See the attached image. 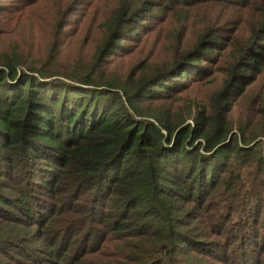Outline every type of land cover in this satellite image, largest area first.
Instances as JSON below:
<instances>
[{
  "label": "trees",
  "instance_id": "trees-1",
  "mask_svg": "<svg viewBox=\"0 0 264 264\" xmlns=\"http://www.w3.org/2000/svg\"><path fill=\"white\" fill-rule=\"evenodd\" d=\"M8 1L0 264H264V0Z\"/></svg>",
  "mask_w": 264,
  "mask_h": 264
},
{
  "label": "rangeland",
  "instance_id": "rangeland-1",
  "mask_svg": "<svg viewBox=\"0 0 264 264\" xmlns=\"http://www.w3.org/2000/svg\"><path fill=\"white\" fill-rule=\"evenodd\" d=\"M9 1L8 0H1L0 1V5L2 6H6L7 3ZM30 14H27L28 16H26L21 24V27L23 29V36L25 38V42L26 45L24 46V48L26 50H32L34 51H40V52H45V44L44 41L47 38V34L43 31H38L36 29H34V24L36 22V19H44L45 15L37 12L34 9H28ZM76 17H72L70 18V30H69V37H72V35L74 34V31L76 29ZM95 29V18L94 17H90L87 22L85 23V25L83 26V29L81 31L80 34V38L77 39V41L74 42L73 47L71 49L70 52H77V51H84L85 53L89 52V48L88 47H84L81 43L84 40V38H87L90 36V34L94 31ZM76 40V38H73ZM1 44V48L3 50H6L7 47H9V45L11 44V42H8L7 40L3 41ZM27 47H33V48H27ZM264 83L260 86H263Z\"/></svg>",
  "mask_w": 264,
  "mask_h": 264
}]
</instances>
